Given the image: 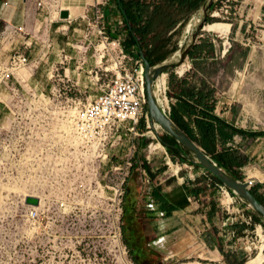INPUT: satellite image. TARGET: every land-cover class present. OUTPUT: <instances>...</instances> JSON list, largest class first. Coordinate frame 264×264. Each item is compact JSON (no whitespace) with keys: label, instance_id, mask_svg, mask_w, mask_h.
Listing matches in <instances>:
<instances>
[{"label":"rangeland","instance_id":"rangeland-1","mask_svg":"<svg viewBox=\"0 0 264 264\" xmlns=\"http://www.w3.org/2000/svg\"><path fill=\"white\" fill-rule=\"evenodd\" d=\"M30 1L34 10V0ZM111 1L105 7L101 28L84 22L83 33L89 37L59 32L56 42L61 47V41L70 42L76 49L72 48L71 61L48 52L54 48L50 34L56 29V15L46 19L42 13L41 26L34 28L33 22L23 30L6 29L9 24L0 20V69L19 54L29 61L10 79L0 80V264H138L123 234L125 211L134 208L126 201L131 197L128 192L137 189L150 170L152 174L165 171L166 176L198 179L197 164L163 165L162 158L154 160L160 152L165 156L166 150L149 144L159 140L164 130L152 125L149 137H139L144 118L139 120L137 136L125 131L120 136L109 135L108 157L101 149L84 155L74 147V122L80 109L96 99L118 68H135L136 48L130 45L123 16ZM262 3L257 9L253 0H218L206 23L233 24L229 34L232 60L227 69L230 78L221 79L217 86L231 95L240 127L255 131H264V0ZM200 19L201 15H196L186 41ZM102 28L111 40L121 41L123 54L107 44L99 34ZM65 64L72 73L65 75L61 70ZM236 70L242 73L240 79L234 77ZM251 158L243 169H236L235 176L253 181L251 188L258 184V192L264 196L260 186L264 179L258 174H264V158ZM206 176L210 184L203 185L206 195L216 200L214 223L208 222L207 206L183 215L180 246L164 255L142 243L148 259L143 264L222 259L247 264L257 257L259 247L264 246V223L247 224L249 216L254 220V210L226 186L215 185L209 172ZM27 196L39 197L40 206L27 205ZM229 197L234 198L231 203L226 201ZM262 254L264 257V249Z\"/></svg>","mask_w":264,"mask_h":264},{"label":"crops","instance_id":"crops-1","mask_svg":"<svg viewBox=\"0 0 264 264\" xmlns=\"http://www.w3.org/2000/svg\"><path fill=\"white\" fill-rule=\"evenodd\" d=\"M141 1L142 3L151 6L155 3V0ZM253 1L257 4V9L261 4H263V0ZM36 2L37 0H34V10H32L30 7L32 2L30 0H1L0 20H3L6 24L14 27H29L33 22L34 28L38 25L41 26L43 14L36 6ZM230 2H235V0H230ZM94 3L95 0H62V8L69 11L72 18L71 20L56 21V29L50 34V40H52L54 44L53 50L48 51L50 54L56 55L57 58H60V54H62L64 57L69 58L70 61L73 60L74 56L71 54L73 52L72 48L73 50L76 49H74L75 47L72 43L64 42V40L61 41V47L59 42H56L60 36L59 32L65 34L64 31L68 30L73 36L79 33L83 34L84 38L89 37V35L83 33L84 30L82 27L85 25L84 22L81 21V17L90 15L88 11H90V8L94 5ZM103 10H105V8H103ZM198 14H200V11L186 15L173 29L167 33H163L162 36L169 37L165 52H171V54L156 66L174 61L177 57L178 51L186 43L187 30L190 24L192 26L196 19V15ZM184 18L187 19L184 26L178 28ZM210 26L212 27L202 32V36L196 40L191 50L195 49L196 46L203 45L204 43L213 45L214 49L203 47L201 49V53L196 55L193 59H191L188 55L184 63L185 66L190 64L191 70L188 71L182 78H178L177 76L175 78L171 77L172 73L174 74L173 69H170L165 73L169 96L173 98L175 103L181 89L187 88L189 84L196 86V88L209 86L214 90V97L217 101L216 113L228 123L238 128H242L240 127V117L237 118L234 113L233 101H231L232 97H230L231 95H227L226 91H222L219 86H217L221 82V79L224 80L225 77L230 78V76H228L227 69L232 60V55L229 53L231 48L229 34L233 24L229 22L217 21L206 25V27ZM212 30L217 31V33L211 32ZM93 35L94 34H92V36ZM153 35L154 33L150 34L149 37L152 40V48H156L161 37L157 39L154 38ZM40 36L44 38L42 33ZM90 38L92 41L93 38ZM63 39H65V37H63ZM67 39L70 40V37H67ZM40 54L41 51L38 52V55ZM61 70H64L65 75L67 74V71L72 73V70L67 67V64L64 66L61 65ZM77 76L81 77V73H78ZM241 76L242 73L236 70L234 77L240 79ZM74 77H76V72H74ZM182 79H185L187 83L182 84ZM238 84L240 85V80ZM144 125L145 129L144 131H141V135H139V137H149V134H152V131H149L152 130V127L150 129L146 123ZM242 129L249 134L264 132L245 128ZM162 136H159V140H155L153 143L161 141L160 138H163ZM229 145L238 149L243 155L247 156L249 160H251V157L253 156L264 158V135L256 137L236 135ZM164 154L165 156H163L160 152L157 156H155L154 160L158 162L159 158H162L163 165H167L168 163H171L172 165L173 162L183 163L177 156L169 154L167 150ZM153 163L156 165V162ZM184 163H191V161L186 160ZM191 164L194 165L193 162ZM155 168L158 169V167ZM198 171H200V173H198V179L193 181L190 179H183L179 175L166 176L165 171L152 174V171L150 170L149 175L142 178V184L139 185L137 189L134 187L131 188V191L128 192V194H131V197L126 198V201L134 208L126 209V212L130 213L135 219L137 223L138 235L141 237V244L143 243L144 247H156L161 254H171L172 250L178 248L183 241V215L188 216V213L200 206L209 207L210 216L211 213L216 212L214 204L216 200L213 199L214 197H207L205 188L203 187V185L206 184L210 186L207 182L208 176H206V172L208 171L203 168H200ZM258 174L261 179H264V174L260 172H258ZM260 186L264 191V181L260 184ZM215 189L216 187L211 189V191H214ZM233 199L234 198H232V200ZM162 206L168 209V214L165 209H161ZM208 222L214 223V214L211 218L209 217Z\"/></svg>","mask_w":264,"mask_h":264},{"label":"trees","instance_id":"trees-1","mask_svg":"<svg viewBox=\"0 0 264 264\" xmlns=\"http://www.w3.org/2000/svg\"><path fill=\"white\" fill-rule=\"evenodd\" d=\"M206 3L207 0H155V3L151 6L142 3L141 0H122V9L128 15V20H126L122 9L118 5V0L111 1V5H114L123 16L129 33L130 45L137 48L140 47L152 67L162 62L171 54V52H165L169 37L162 36L163 33H167L173 29L186 15L200 11ZM215 6L216 2L211 5L210 11H213ZM106 17L109 18V12L106 14ZM186 20L184 18L178 28L184 26ZM152 33H154V38L158 39L161 37L156 48H152V40L149 37ZM203 47L214 49L213 45L204 43L191 50L189 57L193 59L201 53ZM171 77L175 78L176 75L172 73ZM181 83L186 84L187 81L182 79ZM216 106L217 101L214 97V90L211 87L196 88V86L189 84L187 88L181 89L177 101L171 105L169 118L179 131L197 143L219 167L236 178V169L244 168L250 160L229 144L236 135L256 137L264 135V132L249 134L244 129L228 123L216 113ZM145 111L148 112L146 107ZM150 120L151 122L153 121L151 118ZM144 124V119H142L139 126L140 131H144ZM162 137L160 140L167 152L177 156L181 162L184 163L186 160L194 157L191 151L187 150L165 131ZM197 167L203 168L200 165H197ZM212 178H214L215 185H223L216 177L212 176ZM258 186L257 184L252 187L251 191L257 197V200L264 205V196L258 192ZM238 198L249 206L247 201L242 197L238 196ZM161 209H165L168 214V209L164 206ZM252 212L255 222L263 223L259 213ZM213 214L211 213V217ZM123 234L126 244L132 250L135 261L138 264L148 262L140 246L142 239L138 235L137 223L133 216L126 211L123 217ZM228 264H237V262L229 261Z\"/></svg>","mask_w":264,"mask_h":264},{"label":"built area","instance_id":"built-area-1","mask_svg":"<svg viewBox=\"0 0 264 264\" xmlns=\"http://www.w3.org/2000/svg\"><path fill=\"white\" fill-rule=\"evenodd\" d=\"M216 0L215 2H217ZM110 0H95L94 5L90 8L88 13L81 17V21H87L88 25H92L94 28H101V23H104L105 8L109 4ZM36 6L46 14V19L56 15V18H60L62 8V0H37ZM72 16L70 13L71 20ZM104 25V24H103ZM12 25L6 26L12 28ZM191 27V24L189 28ZM189 28L187 33H189ZM100 29L99 34L102 35L109 46H113V50L120 49L123 54L124 49L119 39L111 40L106 36V32ZM19 30H23L22 27ZM231 47V46H230ZM136 48L134 57L135 68L131 70L129 68H118V72L109 82V84L102 89L101 93L96 97L95 100L91 101L88 106L82 107L77 114L74 122V131L77 137H74V147L81 152L86 154L89 150L101 149L108 157L109 152L106 148V140L111 133H119V136L123 131L137 136L136 131L139 120L144 118L146 125L151 129V126L161 128L154 121L151 122L148 112L145 111L146 107V95H145V79H144V65L139 57V48ZM29 61L25 55L19 54L18 56L10 57L8 63L3 65L0 69V80H8L14 76V72L22 67H26ZM191 70L190 64L185 66L183 63L181 66L174 68V74L178 78L184 77V75ZM153 95L156 103L162 113L169 118L171 112V105L174 103L173 98L169 96L166 74L159 76L153 83L152 87ZM151 124V125H150ZM139 136V135H138ZM120 138V137H118ZM149 145H159L162 149L164 146L161 145L160 141L157 143L151 142ZM130 166V163H127ZM251 186L253 185V181ZM224 188L223 186H221ZM228 192V191H227ZM119 193L118 196H121ZM228 209V208H227ZM255 222L252 216H249V223ZM256 223V222H255ZM257 224V223H256ZM258 230L262 232L261 225L257 226ZM235 237V236H233ZM251 251V249L249 248ZM198 264H228L224 259L220 261H203Z\"/></svg>","mask_w":264,"mask_h":264},{"label":"water","instance_id":"water-1","mask_svg":"<svg viewBox=\"0 0 264 264\" xmlns=\"http://www.w3.org/2000/svg\"><path fill=\"white\" fill-rule=\"evenodd\" d=\"M216 0H207L205 6L200 10L201 19L196 25V28L186 41L185 45L180 48L177 53V57L174 61L164 63L162 65L152 67L144 56L143 51L139 47V57L144 65V79H145V95H146V108L148 110L149 117L157 123L166 133L176 139V141L182 144L187 150L191 151L193 158L190 161L194 164L200 165L203 169L207 170L212 176L216 177L224 186L229 188L235 195L242 197L247 201L250 208L259 213L264 223V205L257 200V197L251 191V182L244 181L232 177L226 170L219 167L209 155L194 141L179 131L170 118L166 117L159 109L156 100L153 95L152 87L154 81L165 74L168 70L181 66L189 55L196 40L202 36V32L206 30L207 18L210 13L211 5ZM118 5L122 9V0H118ZM123 15L128 20V15L125 10L122 9ZM60 18L67 20L70 18V12L67 10L61 11ZM131 28V26H130ZM27 205L32 207H38L40 205V198L35 196H27L25 199Z\"/></svg>","mask_w":264,"mask_h":264},{"label":"bare ground","instance_id":"bare-ground-1","mask_svg":"<svg viewBox=\"0 0 264 264\" xmlns=\"http://www.w3.org/2000/svg\"><path fill=\"white\" fill-rule=\"evenodd\" d=\"M206 25H207V24H206ZM218 26H219V25H218ZM211 27H212V26H210V27H206V29L211 28ZM182 43H183V42H182ZM155 148H157V147H155ZM38 198H39V197H38ZM226 201H227L228 203H231V202H232V198L229 197V198L226 199ZM40 204H41V200H40ZM39 206H40V205H39ZM39 206H38V207H39ZM35 208H36V207H35ZM259 235L262 236L260 232H259ZM262 238H263V242H264V237H262ZM263 249H264V246L259 247V253H258L257 257L254 258V259H251L247 264H262V263H264V257H263V254H262Z\"/></svg>","mask_w":264,"mask_h":264}]
</instances>
